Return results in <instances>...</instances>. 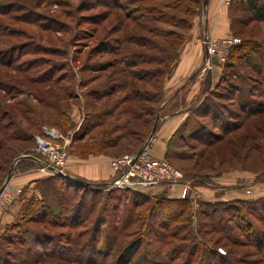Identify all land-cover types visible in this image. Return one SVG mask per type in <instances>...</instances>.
Here are the masks:
<instances>
[{
    "label": "rangeland",
    "instance_id": "rangeland-1",
    "mask_svg": "<svg viewBox=\"0 0 264 264\" xmlns=\"http://www.w3.org/2000/svg\"><path fill=\"white\" fill-rule=\"evenodd\" d=\"M202 6V0H0V50L14 48L0 55V58L20 59L16 62L18 64L35 62L39 64L36 66L38 74L49 73L62 78L61 82L69 95L66 98L61 96L56 109L44 107L41 110L45 115L43 121L56 126L48 128L65 136L86 133L83 141L71 142L69 152L84 159L100 154L113 159L123 154H135L149 137L147 148L156 141L155 134H151L153 124L156 122L158 126L165 113L172 110L170 103L165 102L168 96V92L165 93V80L169 78L192 27L201 48L199 72L202 76L198 78L201 89L204 92L207 90L211 73L214 77L219 76L208 90L206 102L213 101L216 106L222 107L228 119L244 121L237 131L242 134L245 123L258 116L245 117L237 108L235 98L238 97L239 102L246 100L249 97L247 90L257 85L258 76L247 66L251 63L258 66L259 57L264 54V21L252 13L241 11V8H230L231 19H243L244 25L239 28L234 24L231 34L225 37L215 38L211 34L210 39L215 41L216 46L209 60H203L201 39L205 34H202ZM105 15L108 17L101 21ZM131 20L135 27L132 38L141 43L142 40H155L162 45L160 52L153 50L147 53L164 58L160 67L154 64L131 67L130 58L123 51L116 56L99 52L105 43H108L105 48H117L104 36L112 29L109 33L111 37L124 38L126 30L131 31ZM7 33L11 35L8 37ZM167 33L172 34L168 37ZM230 38L238 39V43L242 40L257 51L251 52L249 60L244 62L240 59L233 62V67H226L225 62L233 45L222 44L221 40ZM130 51L142 53L138 46H133ZM144 54L146 57L147 54ZM106 62L111 63L109 71L118 74L115 85L124 83L126 75L122 69L140 77L144 70L151 72L158 68L162 75L153 79L161 82L158 87L156 82L147 85L136 77L132 79L131 74L125 78L127 82H133V90L143 92L146 97H150L155 89L161 88L160 93L158 91L151 102L129 103L125 97L128 95L126 89L112 88L111 92H115L102 97L100 103L96 104L91 93L101 94V88H96L95 83L102 78L100 64ZM3 70L0 80L6 87L0 85V110L6 109L15 120L24 122L17 110L20 111L24 104L34 106V95L27 86L15 82L16 72L8 68ZM10 76H13L12 81L9 80ZM7 80L10 83H6ZM237 87L240 92L235 89ZM252 96L260 98L257 92ZM162 102L165 103L156 118ZM128 104L132 109H126ZM34 109L38 117L39 108ZM146 109L151 112L150 115L145 113ZM102 110L110 114L107 116L106 111L103 117ZM63 111H66L69 120L61 129L54 122ZM233 113L238 118L232 116ZM31 114L33 116V112ZM133 114H138L140 118L135 120ZM191 114L187 125L179 128L169 141L164 158L183 173L185 180L217 176L215 184L221 187L219 194L239 192L245 197L194 203L189 199L188 204L171 203L167 196H157L139 188L125 190L105 185L91 192V189L83 191L73 184L75 187L68 189L63 182H73L64 176H54L50 182H45L43 178L49 175L40 172L37 164L20 160L14 163L16 157L23 155L24 151L21 150L18 156L12 158L11 174L6 182H10L17 171L36 173L34 180L21 186L18 199L6 207L0 204V211H3L24 199L16 216L0 230V264H13V255L18 257L20 254L24 258L27 246L42 249L32 239V235L38 233V236L42 232L55 237L46 245L48 249L56 243L63 253L80 263L53 259L39 264H264V197H259L264 194V111L256 119L262 131L257 140H245L236 147L228 146L225 151L223 148L217 150L219 144L207 147L204 141L195 139L188 132L191 123L196 130H201V124H205L214 132L223 133L217 126L218 119L214 122L211 120L210 106ZM100 119H104V122L96 125ZM145 120L150 123L145 124ZM43 121L38 123L40 128L47 127L40 126ZM126 121L128 128L136 124V131L132 135L127 133L130 130H123L122 124ZM103 130L107 132L103 133ZM107 137L111 141L119 138L116 144H109ZM208 141L214 143L216 139L209 138ZM81 142L86 144L84 150L78 146ZM34 146L32 153L42 157ZM5 171L0 172V187L6 180ZM31 198L37 201L34 203ZM81 202L83 208L78 212L76 206ZM94 223L96 230L92 229ZM85 232V237L96 233L97 251L101 254L95 253L89 246L80 252L74 249L69 240L75 234Z\"/></svg>",
    "mask_w": 264,
    "mask_h": 264
},
{
    "label": "trees",
    "instance_id": "trees-1",
    "mask_svg": "<svg viewBox=\"0 0 264 264\" xmlns=\"http://www.w3.org/2000/svg\"><path fill=\"white\" fill-rule=\"evenodd\" d=\"M191 1V0H189ZM203 1V0H202ZM230 4L229 6L232 7H237V8H241V11H245V12H249L252 13V15H254V17L260 19L261 21H264V2H262L261 0H237L236 2H232V0L229 1ZM155 7V6H154ZM108 17V15L106 16H102L101 17V21L103 19H106ZM130 30H126V35L124 38L122 37H111L110 36V32L113 31L112 29L108 30V32H106V35L104 36L107 40L109 39V41L113 42L114 46H118L117 48H105V44H102V46L99 48L101 53L105 52V53H110L112 55H117L118 53L122 52L125 53V56L130 58L131 67L137 66V65H144L147 64L149 66H153L157 65L158 67H160V64L162 63V61H164V58H159L158 56H156L157 54H147L149 51H157L160 52V48H162V45L158 42H156L155 40L152 41H148V40H142L141 42H138L137 40H135L133 37V31H134V23L131 20L130 23ZM234 24H236L239 28L242 27L244 25V20L243 19H239V18H235L234 20H231V29L233 31V26ZM140 26V25H139ZM141 29H143V26H141ZM118 31V30H117ZM109 34V35H108ZM172 33H167V36L169 37V35H171ZM8 37L11 35L9 33L6 34ZM108 35V36H107ZM160 37H162V39L164 38L163 36L160 35ZM101 40V39H100ZM99 40V41H100ZM133 46H138L142 49V53H134L133 51L129 52L130 49L133 50ZM233 47V48H232ZM231 47L232 51L231 54L229 56V59L225 62V66L226 67H233V62L236 61H240L244 60L247 61L251 58L252 54L251 52L254 51L256 52V48H254V46H248L246 45L245 42H243L242 40L240 41V43L234 44ZM12 47H9L8 49H4V50H0V55L4 54V53H8L10 51H12ZM107 49V50H105ZM247 49V50H245ZM10 50V51H9ZM147 54L146 57H144V52ZM4 56H2V58H0V76L2 77V73H3V69L4 68H8L13 72H16L17 78H16V83L23 85V86H27V88L29 89L30 93H33L34 95V106H31L30 104L26 105H22L20 108V111L17 110V113H19L20 118L22 119V121H17L15 120L13 117L10 116L9 112L4 109V110H0V172L2 170H6L5 174H4V178H6L11 170H10V166H11V162H12V158H15L16 156L19 155V152L24 151L23 155L26 154L27 157L29 159H22L21 161H30L34 164H37V162L35 161L34 157H38L37 155H34L32 153V147L35 144L34 143V135L37 133H41L42 128L39 127L38 123L42 122L43 119L45 118V115L42 114L41 110H43L44 107L46 108H54L56 109L58 107V102L61 98V96L63 97H67V95H69L66 87L63 85L62 78H58L55 77L53 75H50L49 73H37L36 70V66H38L39 64H35V62H24L23 64H18L16 63L17 61H19L20 59H4ZM116 62V61H114ZM116 63H120V62H116ZM251 63V62H250ZM254 64H248V68L252 71H254L256 73V75L258 76V78H256L257 81V85H255L253 88L248 89L247 93L249 95L248 98H246V100L239 102L238 97L235 98V100L237 99V108L239 109V111L245 115V117H248L249 115L252 116H258L255 119H249L247 123H245V129L242 131L243 133L241 134V132H237L239 128H241L243 126V122H237L235 120L232 119H228L227 118V114H225V111L223 109H221L222 107H218L216 106L215 103L206 102V96L203 98V100L201 101L200 105L196 108V111H201L204 109L205 106H210L211 108V120L214 122V120L218 119V124L217 126L220 128V130L223 132L221 134L214 132L212 129L208 128L207 125L205 124H201L202 126H200L201 130H196L191 132L190 135L192 137H194L195 139H201L202 141H204V143H206L207 147H213L216 144H219L217 146V150L220 151L222 148L225 149L228 146H233L236 147L237 144H241V142L243 143L245 140H252L255 141L257 140V137L259 135H261V124H259L256 119L260 118L263 115V111H264V54L263 56L259 57V64L258 66ZM111 66L110 62H106L105 64H100V69L103 71L102 74H100V78L95 84L97 85L96 88H101V94L99 95V93L94 92L91 93L92 98L94 99L96 104L100 103V99L104 96H111L115 90H119L120 87H123L121 89H126L128 95H126V100L128 99L129 103H132L133 101H154V98L156 97V94L160 93V89H155V92H153L152 95L149 96H144L143 92L139 93V91L137 92V90H133V82H127V78H125L127 75H130L133 79V77H136L139 79V81H142L143 83L147 84V85H153V83L156 82L157 87L161 85V82L155 81L153 80L154 78L158 79L162 73L160 72L161 70H159L158 68L155 70H152L151 72L149 70H144L143 74L140 77H137L134 75L133 72H128L125 69H122L121 71L126 75L123 79L124 83L121 84H116L115 82L117 81V73L116 71H109V67ZM163 69V68H162ZM159 70V71H157ZM157 71V72H155ZM168 73V71H166L164 73V75L166 76ZM113 74V75H112ZM10 81L13 80V76H10L9 78ZM9 82L8 80L6 81V83ZM10 83V82H9ZM155 84V85H156ZM0 85L2 87H6L4 85L3 80H0ZM106 88H109L106 90ZM112 88H115V90L113 92H111ZM117 88V89H116ZM237 90H239L240 92V88H235ZM62 90V91H61ZM145 92V91H144ZM258 93V96L260 98H255L252 96L253 93ZM219 93V92H218ZM220 95V94H218ZM251 95V96H250ZM262 95V96H261ZM220 97V96H218ZM158 100V98H157ZM156 100V101H157ZM233 100V99H231ZM19 105V104H18ZM21 105V104H20ZM39 108V110L37 109V113H38V117L35 115L34 112V108ZM218 107V108H217ZM132 109L131 105H127L126 109ZM220 110V111H219ZM107 110H102V116H106L105 112ZM33 112V116L32 113ZM145 113L147 115H150L151 112L149 110H145ZM104 114V115H103ZM107 116L110 114V112H106ZM29 115V116H26ZM31 115V116H30ZM229 115V114H228ZM232 116L237 117L238 115H236L235 113L232 114ZM33 117V118H32ZM215 117V118H214ZM69 116L66 113V111L61 112V115L59 116V119L57 121L54 122L55 125L57 126H61V129H64L65 124H67V121ZM133 118L136 120H138L140 118V116L138 114H133ZM104 119H100L98 120V122L96 123V125H100L102 124L104 121ZM47 120L43 121V124L41 123L40 126L45 125L47 127H51L54 125L51 124H46ZM149 122V120H145V124H147ZM48 123V122H47ZM150 123V122H149ZM259 124V125H258ZM129 123L126 121L124 124H122V126L124 127V132L125 131H129L127 132L128 134H133L136 131V124H133V127L130 126V128L132 127V129L128 128ZM12 127V128H11ZM56 127V126H54ZM138 128V127H137ZM140 129V128H139ZM138 129V130H139ZM248 129V130H247ZM252 130H254V132H252ZM122 131V130H121ZM141 130H139L140 132ZM107 132L106 130H103V133ZM61 133V132H60ZM62 134V133H61ZM121 134V133H120ZM86 133H82L79 135H75V134H71V138H70V142H69V146H68V151H70V147H72V143H76L79 141H83L84 137H85ZM227 135V136H226ZM108 136L110 137V134H108ZM119 137L115 138L113 141H111V138H106V142L109 144H116L117 139ZM209 138H214L216 139V141L214 143H211L208 141ZM222 145H221V143ZM85 145L84 143L81 142V144H79L78 146L80 148H83V150L85 149ZM253 145V144H252ZM264 149V147H263ZM38 154V153H37ZM262 154H264V150L262 151ZM6 168V169H5ZM10 171V172H9ZM56 176H61V175H51L49 177H44L43 181L45 182H50L53 177ZM63 177V176H61ZM68 181L73 182L72 184H66L65 182L64 185H66V187L69 188H74L76 186H78V188H80L81 190L85 191L87 189H91L89 191L93 192L94 190H98L103 188L105 185L108 186V184L102 183L101 185H94L91 184L89 182H86L84 180L82 181H77L74 180L72 178H69L67 176H64ZM74 184V185H73ZM109 187V186H108ZM117 189H125V190H137V189H132V188H117ZM141 191V190H140ZM157 196H166L165 191H161L159 193H156ZM156 196V197H157ZM262 197V196H260ZM264 197V196H263ZM169 199V198H168ZM189 195L187 194L185 197H181L177 200H171L169 199L168 201H170L172 203H176L177 202H182V203H190L189 202ZM42 199H39L38 201H41ZM31 201H37L34 200L33 198H31ZM264 202V199H263ZM155 203H159V202H155ZM77 211L80 212L83 208V203H79L76 206ZM88 213V211H87ZM86 213V215H87ZM76 216V215H74ZM78 217V216H76ZM34 218H32L33 220ZM96 225L95 223L93 224L92 229L96 230ZM27 234V232L25 233ZM38 234V233H37ZM37 234L32 235V239L34 243H37L40 245V247L42 249H35L32 246H27L26 247V254L24 256V258H22V255L19 254V256L17 257L16 255L12 256V259L14 261L13 264H39V263H43L46 262L48 260H61V261H65L67 263H80L78 260H74L71 258V256L68 254H65L61 251L60 247H57V244H52L51 247L49 248L46 246L47 244L52 242V239L55 237L54 236H50L48 234H45L42 232V234H39L38 236H36ZM85 233H79V234H75L74 238L71 240H69V242L74 245V249H76L77 251H81L82 248L89 246L93 248V251H95V253L97 254H101L98 253V249H97V244H98V238L96 233L92 232L90 233L88 236L85 237ZM31 236V235H30ZM81 239L82 243L80 242ZM55 246V247H53ZM78 247V248H77ZM66 251H70V249L65 248ZM220 252H222L220 250ZM2 254V253H0ZM10 255V253H9ZM11 256V255H10ZM2 260V259H1ZM74 261V262H73ZM4 262V261H3ZM2 264H11L9 262H4Z\"/></svg>",
    "mask_w": 264,
    "mask_h": 264
},
{
    "label": "crops",
    "instance_id": "crops-1",
    "mask_svg": "<svg viewBox=\"0 0 264 264\" xmlns=\"http://www.w3.org/2000/svg\"><path fill=\"white\" fill-rule=\"evenodd\" d=\"M236 1L237 0H232V2ZM229 4L230 2L228 3L224 0H207L206 5L202 6L201 16L204 21L202 34H205L203 39H201L203 60L206 59L207 56L206 47L203 43L205 36L210 37L212 34L215 38H221L231 34L232 19L229 13L231 8ZM189 32L190 35L183 43V49L179 51L178 59L174 68L172 69L169 78L165 80V93L168 92L165 102L170 103L172 110L165 113L158 126L156 122L153 124V126H155L153 133L156 136V141L150 145L148 151L151 156L155 158H164L166 156V149L169 141L175 136L179 128L181 129V127L187 125L186 123L189 121V117L192 115L191 113L196 111V108L200 105L203 98L207 95L208 90L212 87L215 78L219 77L218 75L214 77L211 73L207 90L204 92L201 89V84L198 83V78L202 76L201 72H199L201 48L199 42L195 38V31L192 27ZM164 103L159 106L156 118H158L160 111H162L161 109L163 108ZM195 129L196 126L190 123L188 132L191 133L195 131ZM29 158L27 156L23 157L20 159V162L22 159ZM111 160L112 159L108 155H93L84 159L75 153L69 152L66 169L69 176L84 180L91 184H108L113 178V170L110 165ZM35 173H21L17 171L9 181L13 185L22 186L29 180H34ZM9 176L5 179L8 180L10 178ZM37 176L39 178V175ZM216 177L210 176V179H208L209 175H207L204 177L205 180L204 178L202 179V177H197L196 180L192 178L186 180L190 183L191 190L188 195L191 203L198 201H231L245 197V195L242 196L239 192H234L231 195L219 194L220 192L218 191L221 187L218 184H215ZM230 186L234 187L235 185L230 184ZM153 190L156 193L165 191L166 196L171 200L181 198L180 187L178 185H172L169 187L156 186ZM148 192L151 193L150 191ZM261 196H264V194ZM22 201H24V199L20 202L17 201L13 206L7 209L4 208L3 211H0V230L10 221V219L16 216L17 212L20 210Z\"/></svg>",
    "mask_w": 264,
    "mask_h": 264
},
{
    "label": "built area",
    "instance_id": "built-area-1",
    "mask_svg": "<svg viewBox=\"0 0 264 264\" xmlns=\"http://www.w3.org/2000/svg\"><path fill=\"white\" fill-rule=\"evenodd\" d=\"M203 43L207 52L205 60H209L216 46L215 41L205 36ZM221 43H227L228 46L234 45L238 43V39L221 40ZM70 138L71 134L65 136L48 127H42L41 133L34 135V150L42 156L34 157L40 172L49 176L68 175L66 168ZM149 140L150 137L135 154H123L111 160L114 177L108 185L116 188L146 189L145 191H150L154 195L156 192L153 189L156 186L178 185L180 197H185L190 191V183L185 180L183 173L165 158L151 156L147 148ZM6 181L7 179L0 187V204L2 203L4 207L18 199L22 191L21 186H15Z\"/></svg>",
    "mask_w": 264,
    "mask_h": 264
},
{
    "label": "water",
    "instance_id": "water-1",
    "mask_svg": "<svg viewBox=\"0 0 264 264\" xmlns=\"http://www.w3.org/2000/svg\"><path fill=\"white\" fill-rule=\"evenodd\" d=\"M206 2H207V0H203V6L206 5ZM154 128H155V126L152 127L151 134H152ZM151 134H150V135H151ZM145 142H146V141H145ZM26 156H27V155H19L18 157L15 158L14 163L17 162L18 160H20L21 158L26 157ZM12 167H13V166H12ZM8 176H9V175H8ZM8 176H7V177H8ZM67 177L72 178V179L77 180V181H82L81 179H78V178H75V177H72V176H69V175H67ZM98 185H101V184H98Z\"/></svg>",
    "mask_w": 264,
    "mask_h": 264
}]
</instances>
